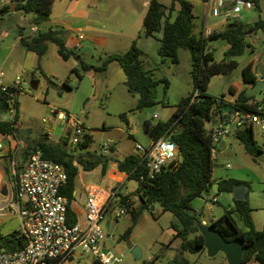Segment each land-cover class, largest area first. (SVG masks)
I'll return each mask as SVG.
<instances>
[{
	"label": "rangeland",
	"instance_id": "obj_1",
	"mask_svg": "<svg viewBox=\"0 0 264 264\" xmlns=\"http://www.w3.org/2000/svg\"><path fill=\"white\" fill-rule=\"evenodd\" d=\"M78 1L91 14L88 19L99 20L101 30L99 32L78 31L85 40L80 42L81 47L75 48V34L64 32L63 39L69 50L78 54L83 62L90 66L99 67L108 55L124 53L129 48L130 35L134 36L139 46H144L145 53L142 64L145 70L152 74L156 80L165 79L168 89L163 93V84L156 87L157 101H163L155 106L136 111L137 96L127 93L124 86V75L120 67L111 62L105 71L84 72L78 62L69 58L62 61L57 54V48L53 44L47 45V51L42 60L37 63V57L25 51L17 42L21 36L32 35L31 29L43 32L54 27L52 23H43L39 26L31 24L32 14H24L10 8L8 12H0V72L7 81L21 77L22 90L16 97L18 114L17 122L20 129L29 135L30 140L40 135L48 134L51 142L58 143L68 135V126L64 121H59L52 114L62 112L66 115L79 117L87 135H91L88 151L99 152V147L112 141L115 151L112 158L119 159L122 156L135 152V145L149 147L151 140L143 130V121L153 120V115L159 119H165L174 106L192 92L190 77V56L187 51L178 53L179 63L172 65L167 62L160 64L156 48L158 45L152 39L143 36L142 14L147 10L149 0H53L51 21L65 18L72 21L75 18L66 16V7ZM164 6L170 5V0H158ZM195 2L197 0H187ZM204 6L196 4L194 13L200 18L205 17L208 28L231 24L224 17L211 18ZM259 19L264 20V0L259 1V10L247 8L238 13L239 22L244 27H249ZM200 27V21L195 22ZM77 34V33H76ZM74 35V36H73ZM139 35V36H138ZM139 37V38H138ZM214 49V58L218 62L224 57L225 43L222 40L210 41ZM244 54L235 59L237 67L227 75H216L210 79L207 95L214 99H223L225 103L232 104L235 97L249 87L245 88L242 81V69L251 64L252 71L261 82V90L254 96L261 109L264 110V35L261 31L249 34L246 37ZM11 49V50H10ZM8 56L6 60L5 57ZM76 69V73H71ZM232 89L236 96L231 97ZM122 116L133 118V124L126 127ZM217 115H214L216 118ZM9 115L4 114L3 119L8 120ZM139 119V125L136 120ZM156 121V120H153ZM213 122L206 123V128L212 127ZM233 133V132H232ZM253 139L261 147L263 153L254 156L245 152L243 146L231 134L227 142L221 141L216 152L213 185L203 194L202 198L195 199L191 207L198 213V218L205 224L219 218L223 210L227 208L225 192H218L216 182L223 179H234L245 183L248 193L247 201L252 211V218L257 231H261L264 225V135H261L256 127H252ZM1 140V137H0ZM2 141V140H1ZM20 147L17 149L19 152ZM77 152L80 149H76ZM82 151V150H81ZM8 171L0 169V192L3 188L14 186L13 167L19 163L14 162L10 156L0 161ZM100 172L85 173L80 170L76 178V187L81 185L100 184ZM134 181L126 182V191H135ZM129 192V199L134 207H138V200ZM215 198L217 203H213ZM119 210L118 204L108 209L102 221L103 231L111 237L106 243L107 250L116 258L118 264H168L178 256L179 240L169 243L170 223L175 219L169 213H162L161 209L154 205L153 209L143 211L132 227L131 215L125 213L118 219H114L115 211ZM237 219V218H236ZM238 221V219H237ZM132 227L127 240L122 239L124 232ZM243 230L245 228L241 227ZM15 230H20V222L16 214L11 213L8 207H4L0 214V233L7 236ZM138 248L141 252L136 259L131 251ZM191 264H226L221 253L213 258H208L205 252L199 254H184ZM85 264H92V257H83Z\"/></svg>",
	"mask_w": 264,
	"mask_h": 264
},
{
	"label": "trees",
	"instance_id": "obj_2",
	"mask_svg": "<svg viewBox=\"0 0 264 264\" xmlns=\"http://www.w3.org/2000/svg\"><path fill=\"white\" fill-rule=\"evenodd\" d=\"M15 11L32 14L31 24L39 26L49 20L53 0H10ZM206 3L208 0H199ZM254 9L259 10L260 0H243ZM176 6L178 7L176 9ZM3 12V11H0ZM192 4L187 0H170V5L164 6L158 0H149L147 10L142 19L143 33L148 38L159 42L157 55L160 64L169 62L178 64V52L187 51L190 56V77L192 80V92L182 98L175 106L171 116L166 121L146 120L143 122V130L150 140H156L165 135L177 146V158L175 167L157 175L154 179L139 181L143 168L139 164L137 155L125 156L121 161H114L116 170L127 176V181H134L136 189L131 193L138 200V207L133 204L125 205L127 213L131 215L132 227L140 214L157 205L162 213H169L174 217L170 223L173 231L172 241L179 240L178 256L173 259L177 264H191L184 254H199L205 252L203 237L196 227L202 223L198 213L191 207L192 201L202 198L213 185L214 161L211 159L212 142L210 128L206 123L212 122L214 115H231L236 111L256 112L257 105L253 103L254 97L247 98L241 91L232 104H227L223 99H214L207 95L206 91L210 79L216 75H227L237 67L236 58L244 54L247 46L246 37L249 34L261 31L264 35V20L259 19L249 27H244L239 22H233L224 30L213 33L209 41L222 40L228 49L221 61L216 62L213 53L205 50V41L200 35L194 33ZM236 26L235 28H230ZM161 37L157 38L156 34ZM64 31L60 28H49L46 31L21 36L18 43L26 52L36 55L39 61L47 51V45L53 44L57 48V54L62 61L73 57L84 72L105 71L107 65L115 62L123 72L124 86L131 96H137L136 111H142L155 106L163 101H157L156 87L163 84V93L168 89L165 79L156 80L152 74L143 68V53L133 42L124 53L108 55L99 67H94L83 62L81 57L69 50L63 39ZM71 73L76 69H72ZM242 81L245 85H252L257 81L252 65L245 66L241 71ZM194 92L198 93L195 100L191 101ZM234 95L232 89L229 90ZM7 93L0 92V137H12L20 145V150L9 155L15 165V175L26 163L29 156L39 151L44 159L51 160L60 165L65 174L66 182L59 194L67 200L66 224H76V218L69 205L73 201L74 184L78 169L83 172H91L99 167L101 175H104L112 159L102 156L96 151H88L87 147L91 137L86 136L84 143L78 146L79 152H70L67 148L66 138L58 143L51 142L47 135H40L30 140L29 135L21 129L14 127V123L4 120L3 115L10 109V101ZM14 106L17 121L18 107L15 100ZM230 107V109H229ZM264 113V110L261 109ZM125 121V116L121 117ZM234 138L243 146L249 155L263 153L253 139L251 127H245L233 131ZM82 150V151H81ZM113 151V148L110 149ZM5 171L8 168L4 165ZM15 181V176H12ZM237 185L246 184L234 179H223L216 183L218 192L232 193ZM16 194V189L14 188ZM129 196V195H128ZM127 196V197H128ZM126 197V198H127ZM152 210V209H151ZM252 209L248 201H233V207L225 210L221 217L212 220L208 227L218 232L225 241L230 242L240 239L244 242L242 264H264V225L261 231L254 228ZM238 221H237V219ZM132 227L122 235L127 240ZM241 227L245 228L243 230ZM24 236L13 231L7 236L0 233V253H14L25 246ZM93 264H100L93 260Z\"/></svg>",
	"mask_w": 264,
	"mask_h": 264
},
{
	"label": "built area",
	"instance_id": "obj_3",
	"mask_svg": "<svg viewBox=\"0 0 264 264\" xmlns=\"http://www.w3.org/2000/svg\"><path fill=\"white\" fill-rule=\"evenodd\" d=\"M206 5L211 15L224 17L231 22L238 19V13L252 7L243 0H208ZM10 8H13L10 0H0V11L8 12ZM36 32L35 28L31 29L32 34ZM213 33V30L204 23L201 38L204 41L209 40ZM82 40L83 36L78 35L77 41L80 43ZM79 45L77 44L76 47ZM3 79L4 74L0 73V92L7 93L10 99L7 121L13 122L14 127L20 129L19 123L14 119L16 114L14 102L22 90L21 77L16 76L10 84H5ZM197 96L198 93L194 92L191 101ZM253 103L257 105L256 112L236 111L231 115H217L212 119L213 125L210 128L212 161L216 159V146L227 139L233 131L256 127L261 135H264V113L261 112V106L257 101ZM52 114L68 126L67 148L72 153L76 152L87 136L80 118L56 111ZM152 119L156 120L157 117L153 116ZM1 140L0 152L4 149L3 144L7 142L13 143V147L8 151L11 155L15 153V147L20 146L12 137H2ZM110 146L111 142L103 143L98 153L106 156ZM135 153L143 168L139 181H144L154 179L157 175L175 167L177 146L163 135L151 140L147 148L136 144ZM13 176H15L13 188L7 187L6 194L0 195V214L3 213L4 207H8L11 213L18 216L20 222L18 232L24 236L26 243L22 249L14 253H0V264H70L71 257L77 252L91 255L100 264L120 262V259L114 257L103 246L111 237L103 231L101 224L111 206L118 204L119 210L114 214V219H118L127 212L125 205L120 202L133 204L129 194L121 192V187L109 191L105 194V198L101 197L97 188L88 187L85 225H67V200L59 194L66 182V174L60 165L44 159L39 151H35L17 175L13 167ZM21 198H26V203H22ZM212 202L215 200L212 199Z\"/></svg>",
	"mask_w": 264,
	"mask_h": 264
},
{
	"label": "crops",
	"instance_id": "obj_4",
	"mask_svg": "<svg viewBox=\"0 0 264 264\" xmlns=\"http://www.w3.org/2000/svg\"><path fill=\"white\" fill-rule=\"evenodd\" d=\"M190 3L192 4V15L194 17L193 24L196 21L197 22L200 21V24H201L200 27H198L196 24H194V33H195L196 36H198V35H201V33H202V28H203V25L205 23V17L202 16V18H201V16H200V18H199V16L194 13V9H195L196 4H202L205 7L204 8L205 14L207 12L208 16H210L211 18H218V16L211 15V13L207 9L206 3H203V2H201L199 0H197L195 2H190ZM177 8L178 7L176 6V9ZM251 8H253V7H251ZM65 11H66V16H69V18H75V19H72V21H69V20H66L65 18H63V19L61 18V19H58L56 21H51V17H52V10H51V14H50L49 20L47 22L48 23L50 22V23H52V25H54V27H52V28H60L64 32H66V31L67 32H71V33L75 34V39L76 40H77V36H78V31L83 30V31H86L87 33H90V32H99L101 30V22L99 20L88 19L87 17L91 14V11L89 9H85V7L81 6L78 1H75L72 4H69L66 7ZM145 12L142 14V18L141 19H143V16H144ZM227 25H229V24L222 23V25H219V26H216V27H211V29L213 30L214 33H217V32H220V31L224 30ZM143 36H145L144 33H143ZM129 37H130V42H129L128 45L130 47V45L133 42H135V38H134V36H131V35ZM156 37L160 38L161 34L160 33L156 34ZM146 38L154 40L156 42V44L159 46V42L156 39L148 38V37H146ZM18 40H19V38H17V42H18ZM84 40H85V38L83 37V40L81 42H83ZM214 41H217V40H214ZM77 44H80V43H76V45ZM76 45H75L76 49H79L81 47V44L79 45V47H76ZM135 45L144 55V53L146 51V50H144V48H142L144 46H139L138 42H135ZM157 49H158V47L156 48V51H157ZM227 49H228V46L225 43V49L223 50V53H225V51ZM205 50L206 51H210L211 50V52L213 53V58H214V49H213V46L210 44L209 40L205 41ZM115 54H117V53H115ZM7 58H8V56H6L4 60H6ZM42 58L40 60H42ZM40 60H39V62H40ZM214 60H215V58H214ZM37 63H38V60H37ZM178 63H179V56H178ZM0 73H2V72H0ZM4 77H5V75H4ZM11 81L10 80L7 81V80L3 79V82L5 84H10ZM247 87H250V85H246L245 86V88H247ZM192 88H193V86H192ZM234 96H236V94L232 95L231 97H234ZM254 101H256V100L254 99ZM162 106H163V104H162ZM173 111H174V108L172 109L171 113L163 120L159 119L158 115H153V116L157 117L156 121H166L171 116ZM133 121H134L133 118H125L124 123H125L126 127L129 128L130 126H132ZM144 121H146V119ZM139 123H140V121H139V119H137L136 120V125H139ZM142 126H143V124H142ZM231 134L233 135V133H231ZM46 135H47L48 139L51 141L49 133L46 134ZM89 136L91 137V135H89ZM227 139L223 140V142L224 141L227 142ZM110 142H111L110 149L113 148V151L109 150V153L106 156L111 158L112 162L109 163V166H108V169H107L106 173L104 175H101L102 179H101L100 184H90V183L84 184L83 183L81 185V188L78 189L76 187V179H75L73 201L71 202L69 207H70L71 211L73 212V214H74V216L76 218V224H80L82 226L85 225V219H84L85 217L84 216H85V203H86V198H87L86 189L88 187L97 188L100 191L101 197H104V198H105V194H107L109 191H111L113 189L120 188V187H121V192L124 193V194L125 193H129V192H133V191L127 192L128 190L126 191L127 177H126L125 174L119 173L116 170V164L114 162V161H121L125 156H128V155L122 156L119 159L112 158V153L115 151V145H114V143L112 141H110ZM3 145H5V146H4V149L0 152V161L3 160V158H5L6 156L11 155L8 151H9V149H11L13 147V143L12 142H7V143H5ZM19 147H21V146H16L15 147L16 148L15 152L17 151V149ZM218 148H219V146L217 145L216 146V152H218V150H219ZM133 154L135 155L136 153L134 152ZM215 158H216V156H215ZM216 161H217V158L214 161V168L216 167V165H217V167L219 166L216 163ZM0 169H3V171L5 170L3 164H1V163H0ZM80 170L81 169H78V174H77L76 178L79 177ZM92 172L93 173L94 172L98 173V172H100V168L97 167L93 171L85 172V173H92ZM100 174H101V172H100ZM0 178H1V172H0ZM218 181H220V180H218ZM247 193H248V190L246 192V200H247ZM228 194L229 195L226 197L227 208L225 210L231 209L233 207V201H234L233 195H232V193H228ZM213 199L215 200V202H213V203H217L216 199L215 198H213ZM225 210H223V212ZM251 218H252V213H251ZM252 222H253V218H252ZM206 225L208 226V224H206ZM253 225H254V228L256 230L257 227L255 226L254 222H253ZM172 237H173V231L170 229V233L168 234L169 243L172 242ZM107 242L108 241H106L104 243V245H103L105 248H106L105 245H106ZM106 250H107V248H106ZM83 257H92V256L89 255V254H83V253L77 252L71 257L70 264H85V261H84ZM92 260H94L93 257H92ZM92 264H93V262H92ZM248 264H253V263H248Z\"/></svg>",
	"mask_w": 264,
	"mask_h": 264
},
{
	"label": "water",
	"instance_id": "obj_5",
	"mask_svg": "<svg viewBox=\"0 0 264 264\" xmlns=\"http://www.w3.org/2000/svg\"><path fill=\"white\" fill-rule=\"evenodd\" d=\"M232 26L230 28H235ZM261 82L256 81L250 85L248 89L244 91V95L247 98L254 97L261 90ZM230 109V107H229ZM247 187L243 185H237L232 190L233 199L235 201L246 200ZM6 194V189L3 188L0 192L1 196ZM22 203H26V198H21ZM153 209V206L151 207ZM199 234L203 237V248L208 258H213L221 253L225 259L226 264H242V257L244 251V242L240 239H234L233 241L227 242L223 237L216 231L211 230L207 225L199 223L196 225ZM131 254L139 259L141 252L138 248H133ZM168 264H177L173 261Z\"/></svg>",
	"mask_w": 264,
	"mask_h": 264
}]
</instances>
